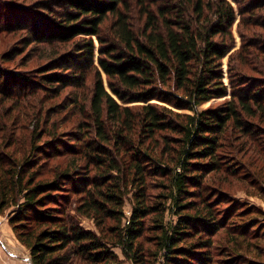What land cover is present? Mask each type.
Here are the masks:
<instances>
[{
  "label": "trees",
  "instance_id": "trees-1",
  "mask_svg": "<svg viewBox=\"0 0 264 264\" xmlns=\"http://www.w3.org/2000/svg\"><path fill=\"white\" fill-rule=\"evenodd\" d=\"M235 1L238 8L231 0H55L64 12L54 10L58 17L46 16L32 29L30 16H13L8 26L29 30L30 43L52 49H44L51 63L38 75L41 82L24 74L9 78L0 69L3 92L20 82L30 96L37 87L59 95L68 86L82 87L92 70L98 74L91 100L96 128L87 121L82 126L93 128L95 137L85 138L80 130L83 137H70L78 145L37 150L26 158L8 160L0 152V214L12 208L9 224L33 264H213L217 253L232 264L237 256H249L237 246L216 245L215 236L225 228L216 198L226 194L204 192V181L222 170L230 151L251 149L254 161H263L259 123L252 118L264 120V74L249 83L246 74L235 73L229 104L198 108L229 92L223 59L234 43L237 14L248 27L264 24V0ZM254 36L261 35L254 32L242 50L257 46ZM261 44L257 56L264 54ZM131 102H141L136 113L126 104ZM109 122L115 124L110 129ZM170 146L172 161L165 157ZM57 157L62 158L52 163ZM90 167L94 175H84ZM157 187L161 191L151 193ZM77 190L84 198L77 210L93 218L97 230L72 213L69 198ZM168 210L177 217L169 223ZM111 218L116 224L108 225ZM146 238L154 250L144 245Z\"/></svg>",
  "mask_w": 264,
  "mask_h": 264
},
{
  "label": "rangeland",
  "instance_id": "rangeland-1",
  "mask_svg": "<svg viewBox=\"0 0 264 264\" xmlns=\"http://www.w3.org/2000/svg\"><path fill=\"white\" fill-rule=\"evenodd\" d=\"M231 1L236 8L239 7L237 1ZM248 1L252 3L254 0ZM64 8L66 7L63 4H59L55 0H0V69L9 78L14 77L16 74L20 76L24 74L30 76L33 80L38 79L41 82L42 80L38 75L42 73L43 69L49 67L51 63L46 62L47 58L44 57V49H47V54L52 51L50 48H44L43 45L30 43L29 30H14L12 26H8V24L13 25L11 23L13 16L17 14L22 18L30 16L28 19L34 21H30L32 29L42 24V20H46V16L58 17L54 10L62 13L65 10ZM262 14L264 16V8ZM240 19L241 14L238 13L233 26L234 43L223 59L224 81L229 92L226 96L202 103L198 107L199 110L217 108L230 103L233 99L232 90L234 89L231 86L230 79L232 76L235 77V73L246 74V79L249 83L255 81V78L259 77L261 73L264 74V54L256 55V47L262 45L261 42L264 40V24L262 26L249 25L248 27L245 21L242 24L239 23ZM136 24L140 26L142 22L137 21ZM254 32L261 35L260 38L259 36L252 37L253 40L259 39L256 42L257 46L242 50ZM95 41L98 48L97 38H95ZM71 48L69 46L67 49ZM240 51L242 52L240 53ZM96 52L98 53L97 49ZM60 61H62V58ZM239 67L242 69L237 70ZM100 72L105 86L109 87L107 75L102 69ZM86 78V82L82 87L68 86L59 95H57L56 91H50L48 88L39 90V87H37L36 93L30 96L22 89L20 82L16 86H14L15 84L12 86L10 82L9 90L3 92L6 86L4 83L0 84L5 86L4 89L0 88V152L3 158L8 157V160H11V157L26 158L36 154L37 150L52 149L54 152V146L78 145L74 141L75 139H70V137L75 138L78 135V137H83L79 132L80 130L84 131L83 135L85 138L95 137L96 132L93 128H96V122L92 115L91 100L94 95L98 74L95 70H92ZM52 86H57V83H53ZM139 103L141 102L126 104L132 107L133 113H136L138 107H140ZM174 108L181 113H194L190 110ZM252 119L259 123L260 130L258 135H261L262 141H260V145H263L264 130L261 129H264V120L259 119V117ZM86 121L93 125V128L82 127ZM111 124L114 123L109 122L108 129H110ZM164 133L171 136L176 135V133H172L169 130L164 131ZM258 135L255 136L258 137ZM245 138L249 143L248 146L252 145L248 137ZM60 140L63 142L57 144ZM171 147L173 146H170V150H166L165 153V157L170 161L175 155V151ZM221 151H224V148ZM66 157L65 163L67 159L71 160L75 156L71 154ZM221 157L225 158V156ZM60 158H53L52 163L60 161ZM262 159L263 161L258 160L255 162L251 149L249 151L246 148L241 152L238 149L233 152L230 151L228 160L222 164V170L208 173L204 181L206 186L204 192L213 193L218 189L219 192L226 194L224 200H220L222 198L220 195L216 198L217 202L220 203L218 213H224L223 223L225 224V228L220 229L214 238L216 245L231 244L232 246H237L241 253L249 255L246 257L237 256L232 264H264V155ZM80 161L84 163L86 159ZM89 173L94 175L95 171L90 167V170L85 171L84 175ZM250 184L254 185L250 186ZM160 191L161 188L157 187L151 193L156 194ZM69 199L70 201L72 200L70 205L72 213L77 215L81 224L87 228L97 230L95 220L80 214L77 210L84 199L80 191L77 190L70 194ZM132 205L133 191L129 186L124 192L123 212L125 215L127 211H130L131 215ZM168 205H172L171 200ZM11 210L12 208H8L4 213L0 214V235L5 239V243H0V264H33L30 250L19 241L9 224V213ZM176 218L171 210L167 211L165 219L167 223L174 221ZM107 222L108 225L116 224L113 218L108 219ZM251 226L252 228H250ZM108 234L110 233L108 232ZM149 235H152V232H149ZM144 245L152 250L155 249L154 243L148 238L144 239ZM114 250L124 258L119 247H114ZM25 257L28 259L27 262L23 261ZM219 259L221 258L217 253L213 264H228L226 261ZM126 264H130V262L126 261Z\"/></svg>",
  "mask_w": 264,
  "mask_h": 264
},
{
  "label": "built area",
  "instance_id": "built-area-1",
  "mask_svg": "<svg viewBox=\"0 0 264 264\" xmlns=\"http://www.w3.org/2000/svg\"><path fill=\"white\" fill-rule=\"evenodd\" d=\"M129 216H130V211H127V212H126V217H125V222H126L127 224L130 223Z\"/></svg>",
  "mask_w": 264,
  "mask_h": 264
},
{
  "label": "crops",
  "instance_id": "crops-1",
  "mask_svg": "<svg viewBox=\"0 0 264 264\" xmlns=\"http://www.w3.org/2000/svg\"><path fill=\"white\" fill-rule=\"evenodd\" d=\"M0 236H1V235H0ZM0 243H5V239H3L2 236L0 237ZM23 261H24V262H27V261H28L27 257L23 258ZM20 264H21V263H20ZM29 264H30V263H29Z\"/></svg>",
  "mask_w": 264,
  "mask_h": 264
}]
</instances>
